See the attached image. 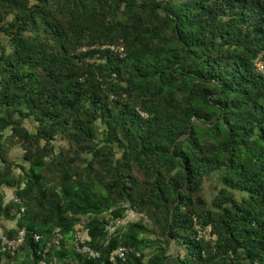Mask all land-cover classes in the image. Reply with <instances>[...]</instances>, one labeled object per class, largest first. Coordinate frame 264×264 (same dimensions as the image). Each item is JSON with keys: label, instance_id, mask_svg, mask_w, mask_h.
I'll return each instance as SVG.
<instances>
[{"label": "trees", "instance_id": "trees-1", "mask_svg": "<svg viewBox=\"0 0 264 264\" xmlns=\"http://www.w3.org/2000/svg\"><path fill=\"white\" fill-rule=\"evenodd\" d=\"M261 53L264 0H0V264H264Z\"/></svg>", "mask_w": 264, "mask_h": 264}, {"label": "built area", "instance_id": "built-area-1", "mask_svg": "<svg viewBox=\"0 0 264 264\" xmlns=\"http://www.w3.org/2000/svg\"><path fill=\"white\" fill-rule=\"evenodd\" d=\"M111 48H114L111 46ZM253 64L257 71L261 74H264V53H261L257 58L254 59ZM139 113L143 117H147L148 114L144 111L139 110ZM197 228V233L199 237H205L208 240L215 241L217 236L216 234L212 233L211 226H206L205 228H201L199 226ZM25 230H19L18 233H16L14 236H10L7 233V228L5 223L0 220V245L2 247V250L5 252H8L11 255H15L16 252L20 249L22 244L25 241ZM35 240H39L41 237L39 234L34 235ZM62 238V235H59L57 237H54L51 242H53L55 245H60V239ZM75 245V249L77 252L90 257V258H97L99 257L100 251L91 247L89 244L84 243V239L81 238L79 235L75 234V238L73 241ZM48 250V247L46 248V251ZM128 251V248L124 245L118 246L110 255V260L115 261L117 258H125L126 252ZM44 263V262H43Z\"/></svg>", "mask_w": 264, "mask_h": 264}, {"label": "rangeland", "instance_id": "rangeland-1", "mask_svg": "<svg viewBox=\"0 0 264 264\" xmlns=\"http://www.w3.org/2000/svg\"><path fill=\"white\" fill-rule=\"evenodd\" d=\"M25 126L30 129V130H34L36 123L34 121H30V120H25ZM61 141H58V143H60ZM22 155H23V149L21 148L20 145H15L11 148L10 152H9V156L12 160H15L16 162L20 163L22 162ZM19 169H17L18 171ZM218 174L219 172H216L215 174L210 176V180L209 182L205 183L204 186V193L206 194V196L208 197L209 200H211L213 198V196L216 194L217 192V187L220 185L218 183ZM0 191L4 193L5 195V199L9 200L11 198L14 197V190L13 188H9V187H2L0 188ZM237 196H240L241 193L236 191ZM106 216H108V213L106 214ZM87 218L83 217V222L79 225H77V232L76 234L79 235L81 238H87V230L84 227V222H86ZM141 220L142 222H144L145 224H147L150 227H153V223L152 220L146 216V214L143 213H138L132 209H128L125 213L124 218L115 221L111 227V231L115 230L116 228H119L120 226H125L128 222H132V221H138ZM4 223L6 224H11L13 225L14 222H10V221H6V220H2ZM149 237L154 238L156 236V234H148ZM184 247L183 246H172L170 248V258L168 259L166 264H179V260H178V256L179 254L183 255L184 253ZM147 256L145 257V260L147 259V257L150 254V249L146 250ZM58 264H62V263H58ZM71 264H74V262H72Z\"/></svg>", "mask_w": 264, "mask_h": 264}]
</instances>
